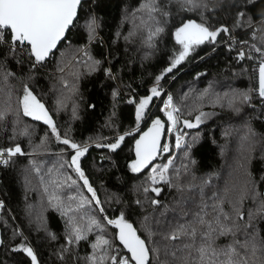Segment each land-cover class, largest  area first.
<instances>
[{
  "label": "trees",
  "instance_id": "1",
  "mask_svg": "<svg viewBox=\"0 0 264 264\" xmlns=\"http://www.w3.org/2000/svg\"><path fill=\"white\" fill-rule=\"evenodd\" d=\"M141 2H83L66 39L49 59L35 68L26 52L11 54L7 42L0 46V111H6L5 118L0 120V148L19 144L25 153L13 157L7 166L0 165V201L3 202V209H0V240L3 241L0 243V264H31V258L23 251L14 250L22 243L33 248L39 264H84V258L92 252L91 242L98 234L90 233L88 241H81L72 252L60 258L67 235V218L49 203L33 162L41 168V174L49 169L55 174L59 169L63 175L77 179L72 169L59 167L62 161L70 158L73 150L57 141L43 121L19 112L18 98L22 97L25 87L45 105L61 138L67 136L76 143L89 145L88 152L81 158V168L96 190L108 218H116L123 212L141 238H147L145 217L156 230L159 227L157 221L183 222L182 210L193 212L197 209L200 200L197 192H184V203H180L182 194L167 184L156 185L162 188L159 196L152 192L145 194L142 189L148 186L152 165L139 173L130 168L135 159L133 142L136 134L133 131L138 123L136 104L130 101L138 102L151 94L156 77L170 66L181 49L176 43L175 31L187 20L206 23L213 29L226 26L233 38L226 42L229 34L222 32L214 43L194 46L195 50L180 65L164 75L160 81L164 94L153 98L139 126L145 128L157 116L165 121L163 144H170L172 151L162 153L155 163L164 162L174 153L176 167L188 164L189 159L194 161L183 182L194 176V182L199 184L201 179L211 177L212 184L205 188V194L216 193L224 197L226 210L231 207L229 201L247 193L243 202L247 216L248 211L256 207L252 198L253 185L254 192L259 194L257 200H264V101L258 95L260 53L255 51V48L264 51V25L257 23L264 18V0H204L207 7L193 12L186 10L183 0H160L170 15L166 21L162 19L164 32L151 48L144 43L145 33L142 31L129 40L125 39L133 28L129 14ZM240 12L245 16L236 27ZM90 14L96 15L100 24L99 36L91 41L85 28ZM249 18L251 27L246 23ZM254 24L262 32L252 41L249 33ZM242 46L252 58L239 59ZM82 50L87 51L93 60L100 61L94 71L85 65L86 59L79 58ZM107 69L111 70V76ZM7 73L13 75H7L5 79ZM249 90H252V100L240 105L239 112L212 103L215 93L222 95ZM168 91L174 103L180 106L182 118L193 119L198 114L197 109L211 114L197 128L183 129L188 134L186 140L197 137L187 158L183 149L175 148V134L168 132V121L161 110ZM114 93L118 95L114 96ZM61 99L65 100L64 108L58 107L57 102ZM189 112L192 114L188 115ZM25 129L27 135L22 134ZM119 135H124L125 139L115 151L95 146L97 143H111ZM77 188L91 198L82 181H78ZM152 199L159 200L160 205H152ZM137 200L141 203L137 204ZM95 207L93 205L92 214L105 223L103 214L96 212ZM253 223L264 237V218L257 217ZM116 231L105 223L107 237H113ZM50 233L56 238H50ZM226 242L225 238L218 241L220 244ZM122 251L127 253L124 249Z\"/></svg>",
  "mask_w": 264,
  "mask_h": 264
},
{
  "label": "snow or ice",
  "instance_id": "2",
  "mask_svg": "<svg viewBox=\"0 0 264 264\" xmlns=\"http://www.w3.org/2000/svg\"><path fill=\"white\" fill-rule=\"evenodd\" d=\"M183 3L187 5L186 10L189 12L207 7L204 0H183ZM80 7L81 0H0V44L7 42L11 54H16L18 51L26 52L33 60L32 67L35 68L45 61L57 45L65 39L69 28L73 26L74 21H77ZM129 15L133 28L125 39L129 40L142 31L145 33L144 43L150 48L155 47V41L164 32L161 21L162 19L166 21L170 12L165 10L160 0H142L139 7ZM201 16L203 17V11H201ZM244 16V12L238 13L236 27L240 26V19ZM246 23L251 27V18ZM99 27V18L90 14L85 22L90 41L97 38ZM222 32L228 33L229 39H232L228 27L221 26L213 29L206 23L195 20H187L176 29L175 40L181 49L173 57L170 66L156 77V83L150 90L151 94L140 98L138 102L130 101L136 104L137 131H139V122L145 119L153 98L164 94L160 86L164 75L180 65L195 50L194 46L205 42L214 43ZM241 43L246 44L247 41H241ZM255 51L260 53L258 95L264 98V51L260 48H255ZM245 55L244 51H240L239 59H244ZM84 56L87 57L84 61L85 65L90 71H94L100 61L93 60L87 51L84 52ZM249 58L252 57L249 55ZM106 72L109 76L112 75L110 69ZM7 75L13 74L7 73L5 79ZM65 87H68L67 82H65ZM251 91L232 94L226 92L222 95L215 93L212 103L221 107L227 106L239 112L240 105L250 103L252 100ZM115 95L118 93H114ZM166 95L167 99L164 100L161 110L167 117L168 132L175 134L174 146L176 149H183L187 158L197 137H192L190 141L186 140L188 134L183 129L197 128L211 114L197 109L198 114L193 119L182 118L183 113L180 106L174 103L172 95ZM57 104L59 108L66 107L63 99L58 100ZM18 105L22 115L43 121L50 127L57 141L73 150L70 158L62 161L59 167L72 169L77 179L63 175L59 169L55 174L51 169L41 174V168L33 162L34 171L44 185L43 191L47 193L49 203L67 218V235L65 244L60 250L61 259L64 258L65 253L72 252L78 247L81 241H88L90 233L97 232L94 242L90 245L92 252L84 258V264H264V237L260 236L253 223L257 217L264 218V200H257L259 194L254 192L255 186L253 185L252 198L256 201V207L250 209L246 216L243 211V202L247 193L237 200L229 201L231 207L226 210L224 197L216 193L205 194V188L212 184L211 177L201 179L199 184L194 182L196 179L194 176H191L187 182H183V177L189 174V165L194 161L189 159L188 164L182 163L180 167H176L175 157H173L169 158L166 163L153 164V161L162 153L172 151L170 144H161V139L165 135V121L160 117L152 119L148 130L135 141V159L130 164L131 171L139 173L152 165L148 186L142 189L145 194L152 192L159 196L162 188L156 185L167 184L175 187L182 194L180 203H184V192L195 191L200 200L195 211H181L183 222L179 220L157 221L159 227L153 230L152 226L147 223L148 217H145L148 237L141 238L137 229L125 218L123 212L116 218H108L104 214L103 204L81 168V158L88 152L89 145L76 143L67 136L61 138L45 105L27 87L24 88L22 97L18 98ZM72 114L75 118V106H73ZM191 114V112L188 113V115ZM5 116L6 111H0V120H3ZM22 134L27 135V129ZM124 139V135H119L111 143H97L95 146L115 151ZM24 154L19 144L0 148V165L7 166L13 157ZM78 181L83 182L91 198L78 190ZM69 189L72 191L68 192ZM136 203L141 202L137 200ZM150 203L158 206L161 202L152 199ZM93 205L96 206V212L103 214V221L117 230L113 237L106 236L105 223L92 214ZM0 209H3L2 201H0ZM161 215L164 214L161 213ZM189 216L190 219L187 218ZM49 235L52 239L56 238L52 233ZM157 236L159 238L154 239ZM221 238H225L227 242L218 243ZM0 243L3 241L0 240ZM120 246L130 255H125ZM14 250L23 251L31 258V264H39L37 254L31 246L22 243Z\"/></svg>",
  "mask_w": 264,
  "mask_h": 264
},
{
  "label": "water",
  "instance_id": "3",
  "mask_svg": "<svg viewBox=\"0 0 264 264\" xmlns=\"http://www.w3.org/2000/svg\"><path fill=\"white\" fill-rule=\"evenodd\" d=\"M85 1H87V0H81V4L83 3V2H85ZM80 9V8H79ZM78 13H79V10H78ZM78 17V16H77ZM75 22V21H74ZM72 27V26H71ZM70 27V28H71ZM69 28V29H70ZM219 28V27H218ZM69 31V30H68ZM225 34H227V33H225ZM66 36H67V33H66ZM218 38V37H217ZM65 39H66V37H65ZM64 39V40H65ZM64 40H62L58 45H57V47H56V49H54L53 51H52V53L45 59V60H47V59H49L52 55H53V53H55L56 52V50L58 49V47H59V45L64 41ZM217 40V39H216ZM44 62V61H43ZM258 88H259V73H258ZM263 101H264V98H261ZM155 118V117H154ZM153 118V119H154ZM151 126V121L149 122V124L145 127V128H142L141 126H139V131H137L136 129L133 131V134H136V138H135V140H134V142H133V154H134V157H135V141L137 140V139H139V136L143 133V132H145V131H147L148 130V128ZM165 135H166V126H165ZM165 135L162 137V139H161V144L163 145V142H164V139H165ZM161 156V155H160ZM160 156H158L157 157V159L155 160V161H153V164L158 160V158L160 157ZM151 165H149V167H150ZM148 167V168H149ZM134 226V225H133ZM135 227V226H134ZM126 252H127V250L126 249H124ZM130 255V254H129Z\"/></svg>",
  "mask_w": 264,
  "mask_h": 264
},
{
  "label": "built area",
  "instance_id": "4",
  "mask_svg": "<svg viewBox=\"0 0 264 264\" xmlns=\"http://www.w3.org/2000/svg\"><path fill=\"white\" fill-rule=\"evenodd\" d=\"M257 23H260L261 25H264V18L260 19ZM253 29L250 30L249 33V37L252 41H255L259 36L260 33L262 32L261 28H259L257 25H253ZM262 35H264V32L262 33ZM99 36V35H98ZM233 38V37H232ZM230 39L226 40V42H228ZM5 44V43H4ZM3 44H0V46H2ZM242 51H244L246 53L245 57L249 58V55L252 57L251 53L246 51L244 46H242ZM84 50L80 51L78 56L81 60H85L87 59V57L84 56ZM125 255H129L128 253H124Z\"/></svg>",
  "mask_w": 264,
  "mask_h": 264
},
{
  "label": "rangeland",
  "instance_id": "5",
  "mask_svg": "<svg viewBox=\"0 0 264 264\" xmlns=\"http://www.w3.org/2000/svg\"><path fill=\"white\" fill-rule=\"evenodd\" d=\"M167 94H170V95H171V93H170L169 91L167 92ZM165 99H167V97H166ZM166 118H167V117H166ZM173 157H175V153H174L171 157H169V158H173ZM169 158L165 159L164 162L160 161V162H157V163H155V164H163V163H166V161H167Z\"/></svg>",
  "mask_w": 264,
  "mask_h": 264
}]
</instances>
